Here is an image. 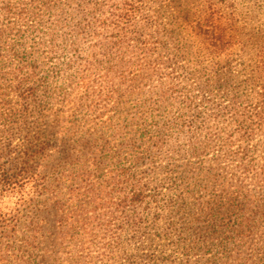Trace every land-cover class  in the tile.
I'll return each mask as SVG.
<instances>
[{
    "label": "rangeland",
    "instance_id": "rangeland-1",
    "mask_svg": "<svg viewBox=\"0 0 264 264\" xmlns=\"http://www.w3.org/2000/svg\"><path fill=\"white\" fill-rule=\"evenodd\" d=\"M133 5L140 12L129 18ZM232 5L245 17L238 27L250 44L229 57L239 72L264 41L260 0H0V165L8 162V144L31 139L57 147L50 163L37 161L41 193L29 188L0 197V217L20 225L10 241L0 234V264H151L152 254L160 262L154 258V264H264V218L258 217L260 234L251 239L234 228L244 213L220 218L212 233L198 209L202 202L242 204L245 194L264 197L263 177H255L263 171H244L222 149L242 139L216 75L219 61L221 67L230 61L201 51L177 17L178 6L189 7L195 24L208 12L204 25L223 28ZM205 82L210 88H202ZM19 87H36L32 104L17 103ZM195 100L208 103L200 117ZM170 120L161 142L154 132L141 138L145 125ZM204 121L203 128L189 129ZM213 123L214 135L204 134ZM179 125L180 134L171 129ZM193 137L216 143L196 151ZM252 137L254 144L264 142L259 132ZM71 145L85 156L82 165L67 161ZM85 146L92 149L86 153ZM93 156L97 160L88 162ZM123 168L134 174L123 176ZM135 182L142 189L137 200L131 199ZM173 189L185 194L193 218L175 219L170 230L164 217ZM157 218L164 222L156 224ZM160 228L185 240L189 259L183 247L166 252L165 243L153 244ZM27 240L34 242L29 249Z\"/></svg>",
    "mask_w": 264,
    "mask_h": 264
},
{
    "label": "trees",
    "instance_id": "trees-1",
    "mask_svg": "<svg viewBox=\"0 0 264 264\" xmlns=\"http://www.w3.org/2000/svg\"><path fill=\"white\" fill-rule=\"evenodd\" d=\"M260 1L263 3L262 9H264V0ZM177 8L178 20L180 19L182 21L181 23L186 25L184 29H188V31L191 32L190 38L193 41H198L199 49L209 54L213 59L217 58L220 60L226 56L228 61H230L229 57L233 53L235 54V52H241L242 49L245 50V47L250 45L248 40H246L240 34L242 30L238 27V18L245 17L237 10L236 6H231V12H229V17L226 20V26L223 28H220L221 26L219 27L218 25L208 27L204 25V22L209 19V16H207L208 12H205L203 20H200L195 24L190 16L191 10L189 7L178 6ZM138 12H140V6L133 5L131 8L126 10V15L129 18L133 16L136 17ZM179 32H181V30ZM233 66L234 63L230 61L229 63H225L224 67H221V61H219V68L216 75L222 77V82L219 84L220 89L226 91V96L229 100V105H227L225 110L228 112L232 120L237 119L236 121L240 127L242 139L237 141V143H233L235 148L228 150L229 143H223L222 149L228 154H231L237 161V165H241L240 168L244 169V171H263L262 173L255 174V177H263L264 180V142H258L256 144L251 142L253 139L252 136L257 135V132L261 133L264 138V41L261 39L258 53L256 54L255 58L250 61V65L245 66L243 70L240 69L239 72L236 71ZM67 67L71 69L72 65L67 64ZM154 70H152L151 73H148L153 74ZM137 77L140 78L142 75ZM81 80L83 82H79L80 85L88 86L85 78H81ZM210 86L211 82L202 83L203 89L210 88ZM35 90L36 87H19L16 95L18 98L17 103H22L24 105L32 104L36 96ZM197 101L198 100H195L194 102L199 103V108L194 110V115L200 117L206 110L205 107H208V103L206 101ZM151 123L149 125H145L147 128H145L144 131L146 132H140L141 138H144L145 133L150 134L154 132V134L159 136L157 141L161 142L166 131L164 126L166 124H171V120L163 124L160 122L154 124ZM207 123V121H204L198 126H189V129L194 131V128H203V126ZM175 124L180 123L176 121ZM214 125L215 124L213 123L212 126L205 128L206 132L204 134L214 135ZM171 129L173 131H177L178 134L181 132L183 133L184 130L182 125H179L178 127L172 126ZM166 133L169 136L172 135L171 132L167 131ZM202 133L200 135H202ZM214 143H216V139L210 137L201 139L198 137H193L190 139V144L192 146H199L196 151H205V149L212 147ZM55 145L56 144L51 145L50 142L47 141H42L41 143L36 144L31 139L24 140L23 145L20 147H13L9 144L5 145L4 151L6 152V156H8L9 159L6 165H0V197L11 192L14 194H23L26 190H29V188L34 189L35 192L41 193L44 187L40 186V183L43 181V173L37 170V167L39 170L42 167V165H39L37 161L50 163L52 158H54V155H56L55 151H57V147H55ZM91 149L92 147L85 146L84 151L88 153ZM191 149L194 148L191 147ZM82 157L83 155H81L77 150V146H69V150L66 155L67 161H72L74 165H82V161H86L85 156L84 159H81ZM95 160H97V158L93 156L88 160V162ZM260 161H263V165L261 167H259ZM170 168L176 167L171 166ZM121 171L124 173L122 174L123 176L128 175L129 178L132 174H134L130 169L126 170L123 168ZM133 178H135V176H133ZM240 185L242 188H244L243 183ZM134 187H138L136 182L134 183ZM187 189L189 190L190 188ZM97 191L99 192L98 189ZM93 194L96 195L97 192ZM133 195L134 196H132L131 199L134 197V199L137 200L142 195L141 187L134 189ZM184 196L185 194L177 195V191L173 189V196L166 200L169 202L168 206L166 207V218L164 217L166 221L164 222L162 218H157L155 223L158 224L160 222H164L169 226L170 230H172L174 224L173 221L175 219H192L193 215L191 214V204L185 202ZM95 199L99 198L97 197ZM30 202L32 207L33 203L36 201L32 200ZM241 203L242 204H234L226 208H220L202 202L198 209L202 214L201 217L204 218L202 222L207 225L208 229L212 230V233H216L218 230L217 226H215V222H217V220L220 218L229 217L233 214H237L239 211L241 212L240 215L244 213L245 215L241 217L239 223H236V227L234 228L236 231H239L242 237L254 239L258 234H260V226L257 227L256 224L258 217L264 218V206H262L264 205V197H259L258 199L253 200L251 197L245 194ZM54 204H56L57 207L61 206L58 199L56 202H54ZM39 217L40 214L37 213L36 220H34L36 223ZM142 219L143 218L138 217L133 218V220L136 222L141 221ZM155 223L153 222V224ZM130 225L132 227H137L139 224L131 222ZM19 227L20 225L18 222L17 224H13V221L8 219L6 216L0 217V234L2 240L10 241L16 236ZM35 227L36 226H32L31 231L34 233H39L40 229ZM191 229L192 228L188 227L187 230L190 231ZM170 230L167 232L170 233ZM159 232V234L157 233L155 235L156 238L152 240L153 244L157 242L156 239L159 240V242L165 243L167 245L166 252L170 249V246L171 249H173L172 247H183V242H185V240L182 238H179L175 235H170L171 237H169L168 234L164 233L161 228ZM34 233H32L33 238L36 239ZM73 237V235L70 236V238ZM33 244L34 242H29L27 240L23 247L29 249ZM89 244L84 248H90V246H92V242L90 246ZM183 249L187 253L186 257L189 259V252L191 248L183 247ZM166 252L163 251L160 253H164L163 256H165ZM86 255L89 256L90 251H88ZM148 257L149 263L151 264H154V258L159 262V258H157L155 254L149 255Z\"/></svg>",
    "mask_w": 264,
    "mask_h": 264
}]
</instances>
